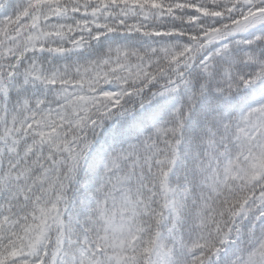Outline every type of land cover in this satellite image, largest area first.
Segmentation results:
<instances>
[{
	"label": "snow or ice",
	"instance_id": "obj_1",
	"mask_svg": "<svg viewBox=\"0 0 264 264\" xmlns=\"http://www.w3.org/2000/svg\"><path fill=\"white\" fill-rule=\"evenodd\" d=\"M0 264H264V0H0Z\"/></svg>",
	"mask_w": 264,
	"mask_h": 264
}]
</instances>
